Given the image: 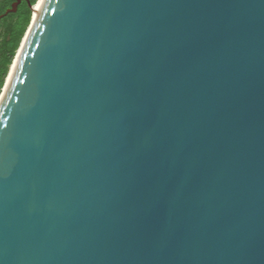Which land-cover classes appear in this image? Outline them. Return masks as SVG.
Returning a JSON list of instances; mask_svg holds the SVG:
<instances>
[{"label": "water", "instance_id": "obj_1", "mask_svg": "<svg viewBox=\"0 0 264 264\" xmlns=\"http://www.w3.org/2000/svg\"><path fill=\"white\" fill-rule=\"evenodd\" d=\"M32 16L0 93V264H264V0Z\"/></svg>", "mask_w": 264, "mask_h": 264}, {"label": "trees", "instance_id": "obj_2", "mask_svg": "<svg viewBox=\"0 0 264 264\" xmlns=\"http://www.w3.org/2000/svg\"><path fill=\"white\" fill-rule=\"evenodd\" d=\"M15 0H0V92L6 75L30 23V5L37 0H21L15 11L6 12Z\"/></svg>", "mask_w": 264, "mask_h": 264}, {"label": "bare ground", "instance_id": "obj_3", "mask_svg": "<svg viewBox=\"0 0 264 264\" xmlns=\"http://www.w3.org/2000/svg\"><path fill=\"white\" fill-rule=\"evenodd\" d=\"M40 4H41V0H38V1L35 3L34 7H33V12H32V15H33L32 18H33V20L35 19L36 15H37V12H38V9H39ZM24 42H25V39H24V41H23V44H24ZM23 44L21 45V47H20V49H19V52H18V54H17V56H16V58H15V61H14L13 65H12V67H11V71H10L9 78H10L12 72H13V69H14L15 65H16V62H17L18 57H19V55H20V52H21V50H22ZM8 80H9V79H8ZM5 88H6V87H5ZM4 90H5V89H4ZM3 92H4V91H3ZM0 93H1V92H0ZM2 94H3V93H2ZM1 97H2V95L0 96V98H1Z\"/></svg>", "mask_w": 264, "mask_h": 264}]
</instances>
